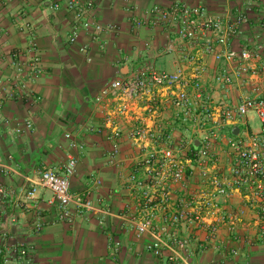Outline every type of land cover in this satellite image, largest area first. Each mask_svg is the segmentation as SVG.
I'll return each mask as SVG.
<instances>
[{"label":"crops","instance_id":"1","mask_svg":"<svg viewBox=\"0 0 264 264\" xmlns=\"http://www.w3.org/2000/svg\"><path fill=\"white\" fill-rule=\"evenodd\" d=\"M68 2L0 0V82L6 84L14 74V53H21L24 59L31 57L29 50L33 40L37 43L43 66L41 76L28 83L33 96L3 102L0 166L10 172L0 173V187L15 191L16 196L0 199V239L32 246L37 264H170L167 252L163 258H158L147 250L153 236L138 237L130 219L122 216L127 205L133 202L125 181L133 170L132 158L137 156L138 150L129 139H123L118 163L112 164L108 157L112 146L108 139L110 129L97 132L104 127L106 114L121 103L130 104L133 112L116 118V123L125 132L139 124L144 117L142 107L147 97L138 103L129 93L112 91L102 104L97 100L106 85L115 80L123 82L149 64L171 72L184 68L189 74L192 67L181 59L179 53L182 51L197 54L205 66L202 85L216 109L237 106L245 98H264V78L260 75L245 73L228 87L218 84L217 77L228 69H236L237 64L218 62L214 56L203 53V44L209 37H201L197 47L185 43L176 53H169V44L178 42L175 29L163 25L133 28L134 17L145 19L148 10L155 5L167 7L175 2L204 7L211 18L233 19L247 13L250 20L241 34L231 40L227 48L219 45L217 48L264 53V0H94L90 20L119 28L118 32L100 35L83 28L67 9ZM55 4L60 6L58 11L53 9ZM24 23H29L31 28L22 30ZM75 30L80 36L72 44L69 39ZM83 46L88 48L86 54L80 51ZM89 56L93 59L91 63ZM153 92L166 96L160 88ZM38 98L41 100L37 101ZM176 113L171 109L165 114L166 124L174 130L175 143L192 140L197 147L201 135L182 123ZM7 119L22 125L30 121L32 128L23 126L24 132L16 136L4 123ZM237 127L240 132L234 136L232 132ZM260 131L259 118L250 114L229 127L224 135L247 140ZM67 134L85 147L77 153L78 166L71 179V192L76 196H87L94 202V209L83 214L73 206L74 218L70 223L59 219V205L39 176L44 169L61 171L67 163L70 153ZM230 152L224 140L218 141L212 150L219 169L226 176H230ZM94 177L101 179V187L93 185ZM199 183L197 173L189 171L186 185L174 188L176 201L195 191ZM33 186L37 188L36 198L30 201L22 189ZM221 203L228 214L240 217L236 231L231 232L223 226L219 249L210 246L207 250L202 248L206 243V232L190 234V264H264V238L259 235L257 223L264 201H258L255 206L244 194L235 192L223 197ZM38 223L42 225L40 233L35 230ZM117 241L122 244L119 251H115ZM234 249L239 251L237 256L231 254Z\"/></svg>","mask_w":264,"mask_h":264},{"label":"built area","instance_id":"2","mask_svg":"<svg viewBox=\"0 0 264 264\" xmlns=\"http://www.w3.org/2000/svg\"><path fill=\"white\" fill-rule=\"evenodd\" d=\"M93 1L69 0L67 9L85 30L93 31L96 35L118 32L117 25H101L90 20ZM53 9L58 11L60 6L55 4ZM249 20L247 13L233 19L211 18L204 7L175 2L167 7L155 5L148 10L145 19L134 17L133 28L138 30L147 25H163L167 29H175L178 42L169 44V53H176L185 43L197 47L201 37H209L203 44V53L214 56L218 62L237 64L236 69H228L216 79L218 84L228 87L245 73L264 78V53L249 49L236 52L217 48V45L227 48L231 40L241 34ZM30 28L29 23L22 25L24 31ZM79 36L80 33L75 30L70 36V43H76ZM212 36L216 38L215 41ZM87 50L85 46L80 49L84 54ZM37 51V43L33 40L29 59L22 58L21 53L13 54L14 74L6 84L0 82V115L4 100L33 96L28 83L37 80L43 73L42 61ZM179 54L181 59L191 65L189 74L184 68L171 72L149 64L123 82L115 80L106 85L103 95L97 100L99 104L112 91L129 93L138 103L147 97L142 107L144 117L139 120V124L125 132L115 119L132 114L133 108L128 103H121L113 112L106 114L105 125L97 132L102 133L104 128L110 129L108 139L112 146L108 157L112 164L118 163L123 139H129L138 150L137 156L132 158L133 170L125 181L133 202L127 205L122 216L130 219L138 237L146 234L153 236V242L147 247L148 251L155 253L158 258H163L167 252L170 264H190V234L206 232V243L202 248L207 250L212 246L219 249L222 227L227 226L231 232L237 229L240 217L224 210L221 203L223 197L240 192L255 206L258 201H264V98H245L237 106L216 109L202 85L206 69L199 56L187 51ZM92 61L89 56L88 62ZM155 88L166 92V96L155 94ZM40 100L41 98L37 99ZM171 109L176 110V117L182 123L201 135L197 147L192 140L189 143H175L174 130L166 124L165 119V114ZM250 114L259 118L260 133L247 140L224 135L229 127ZM4 123L16 136L24 132V127L32 128L30 121L22 125L13 124L7 119ZM66 138L70 141L67 163L61 171L44 169L39 176L42 185L52 192L59 205V219L70 223L74 218L73 206L79 214H83L94 209V202L87 196H76L71 192V179L78 166L77 153L84 151L85 147L73 140L71 134H67ZM220 140H224L231 151L230 176L222 173L212 154L214 146ZM189 171L197 173L199 186L186 198L176 201L174 188L186 185ZM9 172L10 169L0 166V173L5 175ZM92 183L96 187L102 186L99 178L94 177ZM22 192L27 200L34 201L37 188H24ZM15 196V191L0 187V199H13ZM13 222H16V218H13ZM257 223L259 235L264 238V206L260 207ZM35 230L40 233L42 225L36 224ZM121 246V242L117 241L115 251H119ZM231 254L237 256L239 251L231 250ZM0 264H37L33 247L27 243H10L0 239Z\"/></svg>","mask_w":264,"mask_h":264},{"label":"water","instance_id":"3","mask_svg":"<svg viewBox=\"0 0 264 264\" xmlns=\"http://www.w3.org/2000/svg\"><path fill=\"white\" fill-rule=\"evenodd\" d=\"M239 132H240V128H235L234 130H233V132H232V134L234 135V136H238L239 135Z\"/></svg>","mask_w":264,"mask_h":264},{"label":"rangeland","instance_id":"4","mask_svg":"<svg viewBox=\"0 0 264 264\" xmlns=\"http://www.w3.org/2000/svg\"><path fill=\"white\" fill-rule=\"evenodd\" d=\"M253 116V115H252ZM241 129H242V131L244 130V128L243 127H241Z\"/></svg>","mask_w":264,"mask_h":264},{"label":"trees","instance_id":"5","mask_svg":"<svg viewBox=\"0 0 264 264\" xmlns=\"http://www.w3.org/2000/svg\"><path fill=\"white\" fill-rule=\"evenodd\" d=\"M233 136V135H232Z\"/></svg>","mask_w":264,"mask_h":264}]
</instances>
